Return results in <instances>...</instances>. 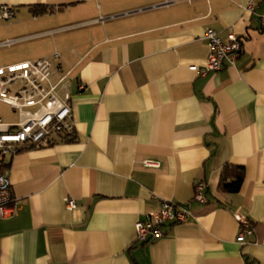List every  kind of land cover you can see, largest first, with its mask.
Returning <instances> with one entry per match:
<instances>
[{
    "label": "crops",
    "instance_id": "1",
    "mask_svg": "<svg viewBox=\"0 0 264 264\" xmlns=\"http://www.w3.org/2000/svg\"><path fill=\"white\" fill-rule=\"evenodd\" d=\"M0 5L12 11L0 66L47 57L53 82L69 72L74 123L71 137L4 158L14 209L0 217V264H264V0ZM208 27L234 33L240 52L201 75ZM3 104L13 117L0 119L16 121ZM226 164L244 169L236 193L217 190ZM197 181L205 203L192 198ZM160 198L189 214L140 242L134 224ZM236 214L252 227L243 243Z\"/></svg>",
    "mask_w": 264,
    "mask_h": 264
},
{
    "label": "built area",
    "instance_id": "2",
    "mask_svg": "<svg viewBox=\"0 0 264 264\" xmlns=\"http://www.w3.org/2000/svg\"><path fill=\"white\" fill-rule=\"evenodd\" d=\"M251 5L244 6L250 9ZM11 9L0 5V18L10 19ZM260 26L264 32V14L260 16ZM204 39L207 42L206 62L202 66H192L199 74L217 71L227 62L233 64L240 52V40L234 33H229L226 40L218 37L212 28H206ZM57 55V54H54ZM52 68L47 57L24 60L0 66V103L7 104L17 113V120L5 122L0 119V160L11 156L20 149L39 146L55 137H71L74 132L72 121L71 95L67 83L69 72L56 82L52 81ZM144 166L157 167L155 160L144 159ZM205 184H194L192 198L199 203L206 202ZM10 194L8 170L0 172V217L12 214L14 207ZM68 208L75 207V201L65 198ZM189 214L185 204L160 198V208L150 213L144 220L134 224L136 238L140 242H151L164 235L166 224L182 222ZM239 225L237 239L243 243L245 237L252 233L250 221L236 214Z\"/></svg>",
    "mask_w": 264,
    "mask_h": 264
},
{
    "label": "trees",
    "instance_id": "3",
    "mask_svg": "<svg viewBox=\"0 0 264 264\" xmlns=\"http://www.w3.org/2000/svg\"><path fill=\"white\" fill-rule=\"evenodd\" d=\"M35 7V6H34ZM47 7L38 5L34 10L36 14L47 11ZM5 165L0 160V172L4 169ZM244 178V169L240 165L226 164L223 166L218 180L217 190L222 193H236L238 192L242 180Z\"/></svg>",
    "mask_w": 264,
    "mask_h": 264
},
{
    "label": "rangeland",
    "instance_id": "4",
    "mask_svg": "<svg viewBox=\"0 0 264 264\" xmlns=\"http://www.w3.org/2000/svg\"><path fill=\"white\" fill-rule=\"evenodd\" d=\"M0 117L4 120H10L13 117L3 103H0Z\"/></svg>",
    "mask_w": 264,
    "mask_h": 264
}]
</instances>
